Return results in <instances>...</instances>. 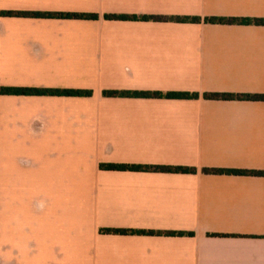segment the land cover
<instances>
[{"label":"crops","instance_id":"crops-1","mask_svg":"<svg viewBox=\"0 0 264 264\" xmlns=\"http://www.w3.org/2000/svg\"><path fill=\"white\" fill-rule=\"evenodd\" d=\"M0 11L98 16L0 15V86L91 91L0 94V264H264V175L202 172L264 171V100L202 97L264 95V24L203 21L264 19V0H0Z\"/></svg>","mask_w":264,"mask_h":264},{"label":"trees","instance_id":"trees-1","mask_svg":"<svg viewBox=\"0 0 264 264\" xmlns=\"http://www.w3.org/2000/svg\"><path fill=\"white\" fill-rule=\"evenodd\" d=\"M0 15L5 16H31V17H50V18H73V19H96V14L88 13H62V12H28V11H0ZM105 19H121V20H154V21H190L200 22L199 17H178V16H160V15H116L105 14ZM206 23L217 24H255L263 25L262 18H241V17H204ZM0 94L14 95H53V96H90L89 90H72V89H53V88H27V87H6L0 86ZM104 96H129V97H165V98H197L198 93L192 92H160V91H117L105 90L102 92ZM203 98L218 99V100H264V95L261 94H234V93H203ZM101 168L109 170H137V171H152V172H172V173H194V167L185 166H164V165H133V164H100ZM203 173L216 174H249V175H264V171L258 170H241V169H220V168H203ZM101 232L105 233H125V229L101 228ZM167 235H181L182 232L167 231Z\"/></svg>","mask_w":264,"mask_h":264}]
</instances>
